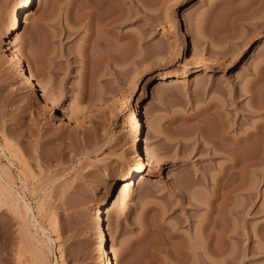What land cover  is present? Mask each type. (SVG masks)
<instances>
[{
  "label": "rangeland",
  "instance_id": "374dc122",
  "mask_svg": "<svg viewBox=\"0 0 264 264\" xmlns=\"http://www.w3.org/2000/svg\"><path fill=\"white\" fill-rule=\"evenodd\" d=\"M19 1L0 0V167L32 216L0 198V264H102L92 214L131 166L114 264H264V0H122L112 60L87 43L103 0H34L14 35L34 86L8 60Z\"/></svg>",
  "mask_w": 264,
  "mask_h": 264
},
{
  "label": "bare ground",
  "instance_id": "6f19581e",
  "mask_svg": "<svg viewBox=\"0 0 264 264\" xmlns=\"http://www.w3.org/2000/svg\"><path fill=\"white\" fill-rule=\"evenodd\" d=\"M33 2H34V0H20L18 2V4L13 9L12 23L10 25V28H8L6 30V34H5V36L8 38V48L7 49L9 50V57H8L9 62L19 65L20 72L23 73L31 81V85L32 86L37 85V83L35 82V78L33 77V75L30 72L27 71L26 66L24 64H22L21 61L19 60V55H18V53H17V51L15 49L16 48V41L14 40V35H15L16 32L19 31V28H20V25H21V15H23L31 7ZM101 2H102L101 6L98 7L97 13L94 16V18H92L93 16L91 17L92 13L89 14L88 25H87L89 34H88V38H87V43H88V41H90L92 39L93 42L95 41L96 46L97 45L98 46L99 45H103L104 47H106V49L111 48L109 50H106L105 48L104 49L106 50V52L108 51V53L105 54L106 58H110L112 60L113 58L117 57L116 53L118 51L116 50L117 51L116 52L115 49L112 50L113 49L112 47H108L107 48V46H111V43H109L107 41L108 40H113V38H115L114 35L110 37V35L113 34L112 33L113 30L110 29L111 26L109 27V25L114 23V22H115L114 24H117L119 21L121 22L122 20H126L129 17V13L127 11H123L122 12V9H121L122 8V5H121L122 0H103ZM132 37L133 36H131V38ZM110 42H112V41H110ZM113 42H114V40H113ZM129 43L130 42H128V44ZM87 45L88 44H86V46ZM132 46L133 45H131V47ZM102 47H100V48H102ZM129 48L130 47H128V49ZM84 49L86 50V47ZM121 53H126L127 54V53H130V52H128V51L125 52L124 51V52H121ZM121 53H117V54L120 55ZM127 55L129 56V54H127ZM86 56L87 55L84 56L85 64L89 60V59L87 60ZM122 56H125V55H120V57H122ZM183 75L184 74H181V72L177 71L176 73H174V75H169V74L166 75L165 79H170L171 77L175 78V77H179V76H183ZM253 91L251 92L250 95L254 98L257 95V94L255 95V92L257 90H255V92H253ZM43 98H46V94H44ZM140 101H141V99H139V102ZM253 105H255L254 107H256V108L257 107L259 108L261 106V104L258 103V102L254 103ZM144 117H145V111H142V114H138L137 117H136V130H137L136 144L138 143L140 149L142 150V152H141L142 156H144V158L146 160L151 161V162H157L156 156L153 154L150 146L148 145V143H146L144 141V138H143V126H144L143 125V122H144L143 118ZM251 133H253V132H251ZM246 134L249 135L248 133H246ZM246 134L244 136H246ZM253 135L254 136L256 135L257 138L256 137L255 138L258 139V140H260V138H263L262 137L263 133H261L260 130L255 131L253 133ZM258 136H260V138ZM249 137H252V136L250 135ZM243 138L245 139V138H248V137H243ZM241 140L242 139H240V141ZM8 141L9 140L6 139V140H4V142L2 144H0V153H4V148L7 147L6 149H8V146H9L10 150H8V154H10L9 151H11V149L13 148V145L10 146L11 142H8ZM237 141H239V140L237 139ZM13 151L14 150H12V153H11L12 156L15 153V151L14 152ZM5 153H6V150H5ZM8 157H9V155H8ZM9 164H10V162H9ZM7 166L1 165V167H0V198L8 200L9 201L8 203H11V207H12V205H14L15 208H18L19 210H22L25 214H28V215H29V213H31L30 215L32 216V208H31L29 202H27L25 200L23 194H21L23 191H21V193H20L17 190V188H15L13 182L11 181L12 177H10L11 174H9L10 172H9V169H8ZM142 168H143L142 166H131V167H128L125 170V172L123 174H121L115 180L113 185L104 192V195H103L102 200H101V205L92 214V218H91L92 222L97 227V239H96V242H97V248H98V251H99V258H100V261H101L102 264H114L113 253H112V249H111V247L109 246V243H108V234H107L106 225H105V217L110 212L111 190L113 188H115V190L118 189L117 193L123 192L126 188L130 187V183L133 182V180H132L133 175H135V174H137L140 177L139 179L144 178L143 172H142ZM4 177H6V178H4ZM21 181H22V178H21ZM0 201H4V200H0ZM18 209H15V210H18ZM33 218H34V216H33ZM34 223H37L36 220H35ZM38 226L40 227V225H38ZM41 232H44V230H42ZM210 236H211V234L208 236L209 239L206 236L207 237L206 241H207L208 244H211V241H212ZM49 240H51V238ZM201 262H203L204 264L207 263L206 259L204 257H201Z\"/></svg>",
  "mask_w": 264,
  "mask_h": 264
}]
</instances>
